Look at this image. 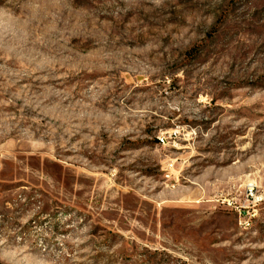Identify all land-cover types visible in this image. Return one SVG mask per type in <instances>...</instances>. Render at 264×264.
I'll list each match as a JSON object with an SVG mask.
<instances>
[{
    "label": "rangeland",
    "instance_id": "1",
    "mask_svg": "<svg viewBox=\"0 0 264 264\" xmlns=\"http://www.w3.org/2000/svg\"><path fill=\"white\" fill-rule=\"evenodd\" d=\"M0 264H264V0H0Z\"/></svg>",
    "mask_w": 264,
    "mask_h": 264
}]
</instances>
